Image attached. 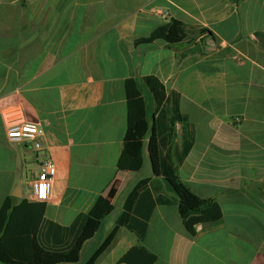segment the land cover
Masks as SVG:
<instances>
[{"label":"crops","instance_id":"0c3cea01","mask_svg":"<svg viewBox=\"0 0 264 264\" xmlns=\"http://www.w3.org/2000/svg\"><path fill=\"white\" fill-rule=\"evenodd\" d=\"M172 20L190 38L171 47L135 44ZM146 77L176 96L192 128L179 179L222 210L219 221L197 225L194 235L183 226L176 196L152 174L146 146L156 116ZM127 79L135 81L149 123L138 172L117 168ZM23 122L44 129L41 152L7 139L8 127ZM181 127L175 125L177 148ZM46 157L56 166L39 237L46 247L70 244L79 225L70 229L98 197L113 206L78 264L144 179L170 201L154 206L141 242L156 255L154 264H264V0H0V207L7 197L30 202ZM137 244L120 228L96 264H124L120 258Z\"/></svg>","mask_w":264,"mask_h":264},{"label":"trees","instance_id":"16d2710c","mask_svg":"<svg viewBox=\"0 0 264 264\" xmlns=\"http://www.w3.org/2000/svg\"><path fill=\"white\" fill-rule=\"evenodd\" d=\"M204 32L200 31V33ZM188 37L184 26L172 20L168 25L155 29L148 37L136 40L135 44L161 41L171 47ZM144 84L152 96L155 106L154 116H156L146 146L152 174L156 178H161L166 189L176 196L183 226L188 234L194 235L197 225L219 221L222 218V210L213 199L197 196L178 177V166L192 147V128L187 117L180 113L176 96H167L163 85L154 77L144 78ZM124 94L127 103V129L117 168L138 172L143 165L142 141L148 133L149 123L144 99L133 79L125 80ZM177 123L182 126V144L178 148L172 143ZM148 183L149 179H144L134 186L112 230L83 264H96L97 259L108 248L120 228L132 233L138 242L123 254L120 262L155 263L156 255L143 247L141 242L145 237L154 206L169 204L170 201L156 196V189H149ZM13 201L12 197H7L0 207V264H78L83 245L93 238L102 219L113 210L110 203L98 197L89 212L78 217L70 229L72 231L75 225H79L75 239L63 249L52 250L39 239L42 235L44 203L22 200L14 204Z\"/></svg>","mask_w":264,"mask_h":264},{"label":"built area","instance_id":"2783aa9c","mask_svg":"<svg viewBox=\"0 0 264 264\" xmlns=\"http://www.w3.org/2000/svg\"><path fill=\"white\" fill-rule=\"evenodd\" d=\"M6 136L10 142H30L36 152L42 151L38 139L44 136V129L38 123L23 122L10 125ZM55 175V163L50 157H46L40 164L38 175L31 182V203L48 202Z\"/></svg>","mask_w":264,"mask_h":264}]
</instances>
